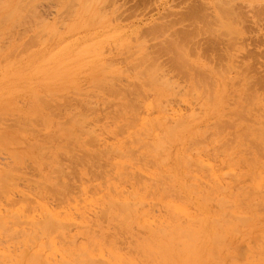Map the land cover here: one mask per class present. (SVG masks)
Masks as SVG:
<instances>
[{"label": "rangeland", "instance_id": "374dc122", "mask_svg": "<svg viewBox=\"0 0 264 264\" xmlns=\"http://www.w3.org/2000/svg\"><path fill=\"white\" fill-rule=\"evenodd\" d=\"M0 10L2 264H264V0Z\"/></svg>", "mask_w": 264, "mask_h": 264}, {"label": "bare ground", "instance_id": "6f19581e", "mask_svg": "<svg viewBox=\"0 0 264 264\" xmlns=\"http://www.w3.org/2000/svg\"><path fill=\"white\" fill-rule=\"evenodd\" d=\"M22 1H23V0H22ZM20 3H21V2H20ZM15 6H16V5H15ZM21 6H22V5H21ZM16 7H17V6H16ZM19 7H20V6H19ZM14 8H15V7H14ZM17 8H18V7H17ZM25 9H26V8H25ZM14 10H15V9H14ZM0 11H1V10H0ZM11 13H12V12H11ZM26 14H27V12H26ZM26 14H25V17H26ZM28 14H29V13H28ZM9 15H10V14H9ZM5 16H6V15H5ZM9 17H10V16H9ZM27 17H28V16H27ZM17 18H19V17H17ZM17 18H16V20H17ZM22 18H23V17H22ZM9 19H10V18H9ZM3 20L5 21L6 19H3ZM25 20H26V19H25ZM1 23H2V21H1ZM1 23H0V24H1ZM19 23H20V22H19ZM22 23H23V21H22ZM4 24H5V23H4ZM4 24H3V25H4ZM23 24H24V23H23ZM0 26H2V25H0ZM35 26H37V25H35ZM12 27H13V26H12ZM1 28H2V27H1ZM13 28H15V27H13ZM35 28H36V27H35ZM0 33H1V32H0ZM9 35H11V34H9ZM9 35H8V36H9ZM32 36H33V35H32ZM22 37H23V36H22ZM35 37H37V35H36ZM37 38H38V37H37ZM37 38H36V40H37ZM6 40H7V39H6ZM34 40H35V39H34ZM8 41H9V40H8ZM29 41H30V40H29ZM15 42H16V41H15ZM34 44L37 45V43H35V42H34ZM31 45H33V44H31ZM25 46H26V45H25ZM0 47H1V46H0ZM27 47L29 48V45H28ZM35 47H36V46H35ZM18 48H19V47H18ZM18 48H17V49H18ZM30 48H31V47H30ZM26 49H27V48H26ZM26 49H25V50H26ZM14 50H15V49H14ZM21 52H22V50H21ZM11 53H12V52H11ZM7 56H8V55H7ZM5 58H6V57H5ZM6 59H7V58H6ZM2 60H3V59H2ZM52 60L54 61V59H52ZM50 63H52V62H49V64H50ZM48 68H49V67H48ZM13 77H14V76H13ZM6 80H7V79H6ZM8 80H9V79H8ZM8 80H7V81H8ZM7 85H8V84H7ZM17 92H18V91H17ZM48 92H49V91H48ZM247 93H248V90H247ZM37 94H38V93H37ZM47 94H48V93H47ZM245 94H246V93H245ZM38 95H39V94H38ZM48 95H52V94L49 93ZM48 95H47V96H48ZM36 96H37V95H36ZM36 96H35V97H36ZM43 96H44V95H43ZM47 96H46V97H47ZM246 96H247V95H246ZM249 96H250V95H249ZM39 97L42 98L41 96H39ZM48 97H49V96H48ZM244 97H245V96H244ZM40 98L38 99L39 102H40ZM43 98H44V97H43ZM41 100H42V99H41ZM250 100H252V99H250ZM13 101H14V100H13ZM41 102L44 103L45 100H44V102H43V101H41ZM46 102H47V101H46ZM48 104H49V103H48ZM41 105H42V104H41ZM43 105H44V104H43ZM46 105H47V104H46ZM48 106H50V105H48ZM48 106H46V107H48ZM128 108H129V107H128ZM241 109H242V108H241ZM46 110H47V109H46ZM5 111H7V110H5ZM8 111H9V110H8ZM130 111H131V110H130ZM243 111H244V110H243ZM243 111H242V113H243ZM52 112H53V111H52ZM3 113H6V112H3ZM50 113H51V112H50ZM50 113H49V115H51ZM192 114H193V113H192ZM5 115H7V113H6ZM5 115H4V116H5ZM49 115H48V116H49ZM239 115H240V114H239ZM263 115H264V114H263ZM52 116H53V115H51V117H52ZM70 116H71V115H70ZM75 116H76V115H75ZM190 116H191V115H190ZM192 116H193V115H192ZM241 116H242V115H241ZM17 117H18V116H17ZM54 117H55V116H54ZM76 117H77V116H76ZM79 117H82V116H79ZM242 117H243V116H242ZM18 118H19V117H18ZM245 118H246V117H245ZM23 119H24V118H23ZM23 119H22V120H23ZM185 119H186V118H185ZM16 120H17V119H16ZM31 120H32V119H31ZM34 120H35V122H36V119H34ZM68 120H69V119H68ZM72 120H74V119H72ZM78 120H79V119H77V121H78ZM18 121H19V120H18ZM32 121H33V120H32ZM183 121H184V120H183ZM247 121H248V119H247ZM28 122H31V121L29 120ZM179 122H180V121H179ZM249 122H250V121H249ZM251 122H252V121H251ZM14 123H15V122H14ZM51 123H52V122H51ZM78 123H79V121H78ZM27 124H28V123H27ZM32 124H35V123L33 122ZM228 124H230V122H229ZM256 124H257V123H256ZM12 125H13V124H12ZM14 125H15V124H14ZM19 125H20V124H19ZM22 125L24 126L23 122H22V124H21V127H23ZM29 125H30V124H29ZM41 125H42V124H41ZM180 125H181V124H179L178 126L181 127ZM226 125H227V124H226ZM5 126H6V125H5ZM62 126H63V125H62ZM76 126H77V125H76ZM154 126H156V125H154ZM229 126H230V125H229ZM231 126H232V125H231ZM15 127H16V126H15ZM21 127H20V128H21ZM175 127H177V126H175ZM227 127H228V126H227ZM244 127H245V126H244ZM155 128H156V127H155ZM11 129H12V128H11ZM18 129H19V128H18ZM170 129L173 130V129H175V128H173V129L170 128ZM245 129H247V128H245ZM249 129H250V128H249ZM21 130H22V129H21ZM24 130H25V129H24ZM30 130H32V129H30ZM30 130H28V131L30 132ZM42 130H43V129H42ZM155 130H156V129H155ZM243 130H244V129H243ZM258 130H259V129H258ZM26 131H27V127H26ZM36 131H37V130H36ZM70 131H71V130H70ZM165 131H166V128H165ZM221 131H222V130H221ZM224 131H225V130H224ZM240 131H241V130H240ZM245 131H246V130H245ZM260 131H261V130H260ZM170 132H171V131H170ZM174 132H175V130H174ZM35 133H36V132H35ZM87 133H88V132H87ZM172 133H173V132H172ZM246 133H247V132H246ZM92 134H93V133H92ZM92 134L90 133V135H92ZM205 134H206V133H205ZM207 134H208V133H207ZM210 134H211V133H210ZM230 134H231V133H230ZM71 135H72V134H71ZM221 135H222V133H221ZM241 135H242V134H241ZM247 135H248V134H247ZM162 137H163V136H162ZM172 137H173V136H172ZM207 137H208V136H207ZM186 138H187V137H186ZM244 138H245V137H244ZM248 138H249V137H248ZM232 139H233V138H232ZM232 139H231V140H232ZM67 140H68V139H67ZM135 140H136V139H135ZM208 140H209V139H208ZM0 141H2V140H0ZM14 141H15V140H14ZM250 141H251V140H250ZM228 143H229V142H228ZM231 143H232V142H231ZM144 144H147V143H144ZM232 144H233V143H232ZM244 144H245V143H244ZM261 144H262V143H261ZM191 145H192V144H191ZM193 145H194V144H193ZM70 146H71V145H70ZM142 146H145V145H142ZM149 146H151V145L149 144ZM189 146H190V145H189ZM196 146H197V145H196ZM198 146H199V145H198ZM255 146H256V144H255ZM257 146H258V145H257ZM260 146H261V145H260ZM65 147H66V146H65ZM191 147H192V146H191ZM66 148H67V147H66ZM158 148H159V147H158ZM158 148H157V149H158ZM46 149H47V147H46ZM137 149H138V148H137ZM255 149H256V148H255ZM258 149H259V148H258ZM28 150H29V149H28ZM131 150H132V149H131ZM185 150H186V149H185ZM227 150H228V149H227ZM229 150H230V149H229ZM229 150H228V151H229ZM2 151H5V149L2 150ZM12 151H13V150H12ZM128 151H129V150H128ZM153 151H155V150H153ZM14 152H15V151H14ZM115 152H117V150H116ZM115 152H114V153H115ZM119 152H120V151H119ZM132 152H133V150H132ZM240 152H241V151H240ZM43 153L46 154L45 152H43ZM93 153H95V152H93ZM135 153H136V152H135ZM116 154H118V152H117ZM19 155H20V154H19ZM119 155L123 156V155L120 154V153H119ZM246 155H247V154H246ZM249 155H250V154H249ZM263 155H264V154H263ZM14 156H16V155L14 154ZM70 156H71V155H70ZM124 156H125V154H124ZM182 156L184 157L183 154H182ZM260 156H261V155H260ZM41 157H43V156H41ZM185 157H188V156H185ZM248 157H249V156H247V158H248ZM24 158H25V157H24ZM24 158H23V159H24ZM50 158H51V157H50ZM69 158H70V157H69ZM72 158H74V157H72ZM45 159H46V158H45ZM47 159H49V158H47ZM70 159H71V158H70ZM86 159H87V158H86ZM185 159H186V158H185ZM18 160H19V159H18ZM50 160H51V159H50ZM87 160H89V159H87ZM141 160H143V159H141ZM181 160H182V159H181ZM186 160H187V159H186ZM230 160H232V159H230ZM250 160H251V159H250ZM15 161H16V159H15ZM15 161H13V162H15ZM58 161H59V160H58ZM187 161H188V160H187ZM242 161H243V160H242ZM251 161H253V160H251ZM190 162H191V161H190ZM190 162H188V163H190ZM56 163H57V162H56ZM60 163H62V162H60ZM188 163L186 162L187 165H188ZM192 163H193V162H191L190 165H192ZM241 163H242V162H241ZM252 163H253V162H252ZM43 164H44V163H43ZM45 164H46V163H45ZM90 164H91V163H90ZM46 165H47V164H46ZM49 165H50V164H49ZM63 165H65V164H63ZM69 165H70V164H69ZM84 165H85V164H84ZM87 165H88V164H87ZM153 165H154V164H153ZM190 165H188V166H190ZM193 165L196 166V164H194V163H193ZM9 166H10V165H9ZM24 166H25V165H24ZM47 166H48V165H47ZM57 166L59 167L58 163H57ZM92 166H93V165H92ZM124 166H125V165H124ZM7 167H8V166H7ZM58 167H56V168H58ZM93 167H94V166H93ZM93 167H92V168H93ZM16 168H17V167H16ZM60 168H61V166H60ZM60 168H59V169H60ZM94 168H95V167H94ZM127 168H128V167H127ZM206 168H207V167H206ZM12 169H13V168H12ZM59 169H58V170H59ZM61 169H62V168H61ZM97 169H98V168H97ZM10 170H11V169H10ZM15 170H16V169H15ZM63 170H64V169H63ZM99 170H100V169H99ZM52 171H53V170H52ZM171 171H173V170H171ZM56 172H57V171H56ZM66 172H67V171H66ZM4 173H5V172H4ZM63 173H64V172H63ZM91 173H92V172H91ZM5 174H6V173H5ZM5 174H4V175H5ZM10 174H11V173H10ZM10 174H9V175H10ZM26 174H27V173H26ZM59 174H61V172H60ZM123 174H124V173H123ZM127 174H128V173H127ZM6 175L8 176V173H7ZM6 175H5V176H6ZM37 175H38V174H37ZM2 176H3V175H2ZM175 176H176V175H175ZM183 176H186V175H183ZM226 176H227V175H226ZM228 176H229V175H228ZM231 176H232V175H231ZM12 177H13V176H12ZM41 177H42V176H41ZM142 177H143V176H142ZM176 177H177V176H176ZM187 177H188V175H187ZM15 178H16V177H15ZM20 178H21V177H20ZM134 178H135V177H134ZM183 178H184V177H183ZM185 178H186V177H185ZM185 178H184V179H185ZM234 178H237V177H234ZM2 179H3V177H2ZM4 179H5L6 181H9L8 179H6V177H4ZM9 179H10V178H9ZM12 179L15 180L14 178H12ZM12 179H11V180H12ZM16 179H17V178H16ZM55 179H56V178H55ZM66 179H67V178H66ZM174 179H175V178H174ZM187 179H188V178H187ZM117 180H118V179H117ZM149 180H150V179H149ZM2 181H3V180H2ZM6 181H5V182H6ZM34 181H35V180H34ZM147 181H148V180H147ZM236 181H237V180H236ZM9 182H10V181H9ZM12 182H13V181H12ZM12 182H10L9 184H11ZM176 182H177V181H176ZM6 183H7V182H6ZM37 183H38V182L35 181V184H37ZM63 183H64V182H63ZM63 183H62V184H63ZM199 183H200V182H199ZM13 184H14V183H13ZM16 184H17V183H16ZM22 184H24V183H22ZM39 184H40V183H39ZM65 184L67 185V183H64L63 186L61 185L60 187H61V188L64 187ZM186 184H187V182H186ZM201 184H203V183L201 182ZM0 185H4V182H3V184L1 183ZM14 185H15V184H14ZM17 185H18V184H17ZM26 185H27V184H26ZM41 185H42V184H41ZM161 185H162V184H161ZM181 185H184V184H181ZM188 185H189V187H190L191 184H188ZM4 186H5V185H4ZM8 186H9V185H8ZM11 186H13V185H11ZM45 186H46V185H45ZM45 186H44V187H45ZM179 186H180V185H179ZM184 186L187 187V185H184ZM194 186L196 187V185H194ZM235 186H236V185H235ZM36 187H37V186H36ZM77 187H78V186H77ZM181 187H182V186H181ZM186 187H185V188H186ZM189 187H187V188H189ZM6 188H7V187H6ZM47 188H48V187H47ZM61 188H60V190H61ZM182 188H183V187H182ZM219 188H220V187H219ZM237 188H238V185H237ZM4 189H5V188H4ZM26 189H27V188H26ZM110 189H111V188H110ZM161 189H163V188H161ZM52 190H53V189H52ZM58 190H59V189H58ZM182 190H183V189H182ZM185 190H186V189H185ZM223 190H224V188H223ZM8 191H9V190H8ZM77 191H79V190H77ZM89 191H90V190H89ZM183 191H184V190H183ZM0 192H1V191H0ZM3 192H7V191L5 190V191H2V193H3ZM60 192H61V191H60ZM191 192H192V191H191ZM46 193H47V192H46ZM46 193H45V194H46ZM56 193H57V192H56ZM56 193H55V194H56ZM58 193H59V192H58ZM124 193H125V192H124ZM193 193H194V194H193ZM249 193H250V192H249ZM249 193H248V194H249ZM42 194H43V193H42ZM42 194H40V196H41ZM45 194H44V195H45ZM77 194H78V193H77ZM77 194H76V195H77ZM125 194H126V193H125ZM245 194H246V193H245ZM52 195H53V194H52ZM175 195H176V194H175ZM187 195H188V194H187ZM192 195H193V197H194V195H196L195 192H192ZM201 195H202V194H201ZM249 195H250V194H249ZM249 195H248V196H249ZM25 196H26V195H25ZM45 196H46V195H45ZM132 196H133V195H132ZM189 196H190V194H189ZM197 196H198V193H197ZM4 197H5V196H4ZM26 197H27V196H26ZM53 197H55V196H53ZM68 197H69V196H68ZM202 197H203V195H202ZM204 197H205V196H204ZM24 198H25V197H24ZM39 198H40V197H39ZM62 198H63V197H62ZM69 198H70V197H69ZM78 198H79V197H78ZM200 198H201V197H200ZM200 198H197V199H200ZM205 198H206V197H205ZM221 198H222V197H220V199H221ZM32 199H33V198H32ZM191 199H193V198H191ZM195 199H196V198H195ZM4 200H5V199H4ZM14 200H15V199H14ZM29 200H30V199H29ZM193 200H194V199H193ZM200 200H201V199H200ZM218 200H219V199H218ZM27 201H28V200H27ZM141 201H142V200H141ZM194 201H195V200H194ZM57 202H58V201H57ZM199 202H203V201H199ZM63 203H64V202H63ZM130 203H131V202H130ZM194 203H195V202H194ZM60 204H61V203H60ZM125 204H126V205L128 204V206H130V205H129V202H128V203H125ZM195 204H196V203H195ZM202 204H203V203H201V206H200V207H203ZM208 204H209V203H208ZM255 204H256V206H259L261 203H260L259 205H258L257 203H255V202L252 203V204H251V205H252V208H253V205L255 206ZM9 205H10V204H9ZM113 205H117V204L114 203ZM118 205L120 206V208H122V207L125 208V207H126L125 209L123 208L124 211H126V210L128 209V208H127L128 206H126V205H123V204H121V205L118 204ZM133 205H135V204L132 203L131 206H133ZM141 205H142V203H141ZM203 205H206V204H203ZM218 205H219V204H218ZM6 206H7V205H6ZM67 206H68V205H67ZM108 206H109V205H108ZM108 206H107V207H108ZM131 206H130V207H131ZM198 206H199V203H198ZM198 206H197V207H198ZM219 206H222V205H219ZM248 206H249V205H248ZM53 207H54V206H53ZM111 207H112V206H111ZM130 207H129V208H130ZM38 208H39V207H38ZM220 208H221V207H220ZM258 208H259V207H258ZM0 209H1V208H0ZM7 209H8V208H7ZM203 209H204V208H203ZM3 210H4V209H3ZM5 210H6V207H5ZM5 210H4V211H5ZM29 210H31V208H30ZM37 210H38V209H37ZM106 210L108 211V208H106ZM207 210H208V209H207ZM8 211H9V209L6 210V212H8ZM11 211H12V210H11ZM27 211H28V210H27ZM101 211L103 212L104 215H107V213H106V214L104 213V210H101ZM122 211H123V210H122ZM122 211H121V213H122ZM209 211H210V210H209ZM1 212H2V211H1ZM9 212H10V211H9ZM30 212H31V211H30ZM105 212H106V211H105ZM118 212H119V211H118ZM201 212H203V211H201ZM100 213H101V212H100ZM123 213H124V212H123ZM203 213H204V212H203ZM12 214H15L14 211H13ZM20 214H21V213H20ZM128 214H129V213H128ZM221 214H224V215H225V213H221ZM253 214H254V213H253ZM23 215H24V214H23ZM23 215H21V216H23ZM30 215H31V213H30ZM203 215H204V214H203ZM205 215H206V214H205ZM224 215H223V216H224ZM229 215H230V214H229ZM229 215H227V216L229 217ZM5 216H7V215H5ZM11 216H12V215H11ZM11 216L9 215L8 217L10 218ZM15 216H16V215H15ZM21 216H20V217H21ZM24 216H25V215H24ZM24 216H23V217H24ZM34 216H35V215H34ZM100 216H101V215H100ZM118 216H119V214H118ZM221 216H222V215H221ZM13 217H14V216H13ZM49 217H50V216L48 215V218H49ZM116 217H117V216H116ZM246 217H247V218H246ZM246 217L244 216V218H242V219H241L240 217H237L238 219H236V218L234 217V219H236L235 221H238L239 224H241V220H242V224H244L245 221L247 222L248 220L253 219V218H250V217H248V216H246ZM3 218H4V215H3ZM3 218H2V216H1L0 219L4 220ZM6 218H7V217H6ZM9 218H7V219H9ZM11 218H12V217H11ZM15 218L17 219L18 216L15 217ZM105 218H106V217H105ZM113 218H114V217H113ZM205 218L207 219L206 216H205ZM232 218H233V217H232ZM239 218H240L241 220H239ZM245 218H246L247 220H246ZM258 218H259V217H258ZM7 219H6V220H7ZM18 219L20 220V218H18ZM18 219H17V220H18ZM46 219H47V218H46ZM77 219H78V218H77ZM116 219H117V218H116ZM206 219H205V221H206V223H207V220H206ZM212 219H213V218H212ZM212 219H211V221H213V222L215 221L214 223H216V226L219 227V230L223 229L219 224H217V223L220 221L219 219H213V220H212ZM221 219H222V218H221ZM244 219H245V220H244ZM263 219H264V218H263ZM12 220L14 221L15 219L12 218ZM43 220H44V219H43ZM43 220H42V221H43ZM125 220H126V219H125ZM203 220H204V219H203ZM203 220H202V221H203ZM209 220H210V219H209ZM25 221H27V220H25ZM29 221H30V219H29ZM51 221H52V219H51ZM55 221H56V220H55ZM55 221L53 220L54 223H50V219L46 220V222H44V224H45L44 227H45V226H46V227L48 226V225H46L47 222H49L50 225H53V227H54ZM140 221H141V220H140ZM217 221H218V222H217ZM6 222H7V221H6ZM19 222H20V221H19ZM19 222H18V223H19ZM58 222H59V221H58ZM196 222H197V221H196ZM203 222H204V221H203ZM213 222H209L208 224H205V226H206L205 229H207V231H211V230L213 229V227H215V224H214ZM224 222H226V223H231V221H227L226 219H225ZM18 223H17V224H18ZM22 223H24V222H22ZM22 223H21V224L19 223V224L22 225ZM32 223H34V224H32V225L36 227L35 222H32ZM36 223H37V222H36ZM39 223H40V222H38V224H39ZM41 223H42V225H43V222H41ZM49 223H48V224H49ZM61 223H62V222H61ZM104 223H105V222H104ZM232 223H233V222H232ZM7 224H8V223H7ZM17 224H16V225H17ZM56 224H57V223H56ZM69 224H71V223H69ZM69 224L67 225L68 227H70ZM93 224H94V223H93ZM93 224H92V225H93ZM122 224H123V223H122ZM182 224H183V223H182ZM0 225H1V223H0ZM2 225L4 226V223H2ZM28 225H29V222H28ZM30 225H31V224H30ZM40 225H41V224H40ZM42 225H41V226H42ZM50 225L47 227L48 230H49V227L51 228ZM72 225H73V223H72ZM123 225H124V224H123ZM180 225H181V224H180ZM201 225L204 226V224H202V223H201ZM58 226H59V225H58ZM65 226H66V225H65ZM67 226H66V228L69 229ZM6 227H7V226H6ZM9 227H10V226H9ZM9 227H8V228H9ZM46 227H45V229H46ZM220 227H221V229H220ZM4 228H5V227H2L1 230H3ZM55 228H56V225H55L54 229H55ZM5 229H6V228H5ZM5 229H4V231H5ZM35 229H36V228H35ZM52 229H53V228H51L50 230H52ZM67 229H66V230H67ZM181 229H182V228H181ZM181 229H180V232H181ZM202 229L205 230L204 228H202ZM38 230H39V229H38ZM41 230H42V229H41ZM63 230H64V229H63ZM152 230H153V229H152ZM160 230H161V229H160ZM196 230H197V228H196ZM215 230H216V229H215ZM9 231H10V229H9ZM15 231H16V230H15ZM55 231H56V230H55ZM182 231H184V229H182ZM240 231H241V230L239 229V231L237 232V229H236L235 232H237V235H238V233H239ZM7 232H8V231H7ZM18 232H19V231H18ZM21 232H22V230H21ZM31 232H32V231H31ZM53 232H54V231H53ZM185 232H186V231H185ZM185 232H184V233H185ZM200 232H201V231H200ZM202 232H203V231H202ZM220 232H221V231H220ZM2 233H3V232H2ZM40 233H41V232H40ZM50 233H51V232H50ZM90 233H91V232H90ZM163 233H164V232H163ZM181 233H183V232H181ZM188 233H189V232H188ZM208 233H209V232H208ZM222 233H223V230H222ZM222 233H221V234H222ZM13 234H14V233H13ZM17 234H18V233H16L15 235H17ZM22 234H23V233H22ZM24 234H26V233H24ZM24 234H23V235H24ZM27 234H28V233H27ZM32 234H33V233H32ZM42 234H43V233H42ZM161 234H162V233H161ZM195 234H196V233H195ZM195 234H193V235H195ZM198 234H199V233H198ZM198 234H196V236H197ZM203 234H204V233H203ZM203 234H201V235H203ZM209 234H210V233H209ZM212 234H213V235H214V234L216 235L217 233H212ZM221 234H220V235H221ZM249 234H250V233H249ZM9 235H10V233H9ZM19 235H20V232H19ZM190 235H191V234H190ZM215 235L212 237L211 234H210L211 239H212V238L214 239L213 242H216V241H217V240H216L217 237H215ZM220 235H219V236L217 235V236H218L217 239L221 238ZM11 236H12V237H11ZM11 236H10L11 238H14L12 234H11ZM41 236H42V235H41ZM47 236H48V235H47ZM57 236H59V235H57ZM185 236H186V235H185ZM240 236H241V235H240ZM10 237H9V238H10ZM20 237H21V236H20ZM25 237H26V235H25ZM186 237H187V236H186ZM189 237H190L191 239L193 238L192 235L189 236ZM202 237H203V236H202ZM205 237H206V236H205ZM214 237H215V238H214ZM227 237H228V236H227ZM227 237H226V239H227ZM28 238H29V237H28ZM37 238H38V236H37ZM196 238H197V237H196ZM196 238H195V240H196ZM15 239H16V238H15ZM24 239H25V238H24ZM107 239H108V238H107ZM191 239H190V240H191ZM204 239H205V238H204ZM226 239H224V241H225L226 243H227V241H228V243H229L230 240L227 239V241H226ZM229 239H230V238H229ZM9 240H10V239H9ZM12 240H13V239H12ZM36 240H37V239H36ZM59 240H60V239H59ZM63 240H64V239H63ZM197 240H198V238H197ZM200 240H201V239H200ZM215 240H216V241H215ZM15 241L17 242L18 240L16 239ZM29 241H30V240H29ZM38 241H39V240H38ZM119 241H120V240H119ZM201 241H202V240H201ZM201 241H199V242H201ZM218 241H219V242H217V243H223L222 241L220 242V239H219ZM1 242H2V241H1ZM18 242H19V241H18ZM30 242H31V241H30ZM115 242H116V241H115ZM196 242H197V241H196ZM209 242H210V241H209ZM225 242H224V243H225ZM26 243H27V242H26ZM43 243H44V242H43ZM61 243H62V241H61ZM63 243H64V242H63ZM191 243H192V242H191ZM194 243H195V242H194ZM206 243H207V241H206ZM206 243H205V244L203 243V244L206 246ZM228 243H227V244H228ZM230 243H232V242H230ZM0 244H1V243H0ZM14 244H15V243H14ZM31 244L34 245V243H32V242H31ZM45 244L47 245V243H45ZM56 244H57V243H56ZM71 244H72V242H71ZM212 244H213V247L216 246V244H215V245H214V243H212ZM227 244H225V245L227 246ZM198 245H199V244H198ZM44 246H45V245H44ZM202 246H203V245H202ZM228 246H229V245H228ZM28 247H29V246H28ZM45 247H46V246H45ZM47 247H49V245H48ZM197 247H198V246H197ZM206 247H207V246H206ZM206 247H205V249H207ZM229 247H230V246H229ZM245 247H246V246H245ZM29 248H30V247H29ZM20 249H21V248H20ZM30 249H31V248H30ZM166 249H167V248H166ZM210 249L212 250V248H209V250H210ZM237 249H238V248H237ZM198 250H200V249H198ZM203 250H204V248H203ZM211 250H210V251H211ZM244 250H245V249H244ZM247 250H248V249H247ZM205 251H206V250H205ZM207 251H208V250H207ZM238 251H239V250H238ZM245 251H246V250H245ZM248 251H249V250H248ZM248 251H247V252H248ZM201 252H202V251H201ZM212 252H213V251H212ZM11 253H12V252H11ZM23 253H24V252H23ZM23 253H22V254H18L17 256L21 255V256L24 258ZM132 253H133V252H132ZM250 253H251V252H250ZM14 254H15V253H14ZM25 254H26V252H25ZM25 254H24V255H25ZM197 254H198V253H197ZM212 254H213V253H212ZM27 255H28V253H27ZM195 255H196V254H195ZM200 255H202V254H200ZM242 255H243V254H242ZM33 256H34V255H33V253H32V255L29 256V258H31V257L33 258ZM203 256H204V255H203ZM19 257H20V256H19ZM36 257H39V256L36 255ZM36 257H35V258H36ZM40 257H41V256H40ZM199 257H200V256H199ZM215 257H216V256H215ZM224 257H225V256H224ZM229 257H230V256H229ZM229 257H227V258H229ZM35 258L31 259V260H32L33 262H35V263H33L32 261H31V263L36 264V261H34ZM236 258H237V257H236ZM39 259H40V258H39ZM39 259L36 258V260H39ZM6 260H7V257H6ZM76 260H77V262H78V259H76ZM99 260H100V259H98V260L95 261V262L98 264V263H99ZM216 260H219L218 257H217ZM216 260H215V261H216ZM243 260H244V259H243ZM18 261H20L19 258H18ZM18 261H17V263H16V262H15V263L18 264ZM22 261H23V259H22ZM22 261H20V262H22ZM89 261H91V260H89ZM92 261H94V260H92ZM239 261H241V260H239ZM29 262H30V259H29ZM37 262H38V261H37ZM40 262H41V260H40ZM81 262H82V261H81ZM95 262H94V263L92 262V263H93V264H96ZM0 263H1V262H0ZM45 263H48V262H45ZM87 263H88V262H87ZM90 263H91V262H90ZM90 263H88V264H90ZM1 264H2V263H1ZM20 264H21V263H20ZM29 264H30V263H29ZM63 264H64V263H63ZM65 264H66V263H65ZM99 264H100V263H99ZM101 264H102V261H101ZM103 264H104V263H103ZM105 264H106V262H105Z\"/></svg>", "mask_w": 264, "mask_h": 264}]
</instances>
